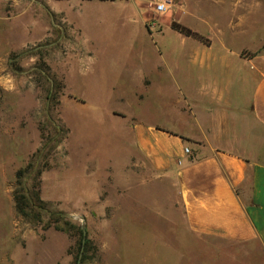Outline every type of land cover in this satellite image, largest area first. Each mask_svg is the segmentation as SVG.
I'll list each match as a JSON object with an SVG mask.
<instances>
[{
	"label": "rangeland",
	"instance_id": "obj_1",
	"mask_svg": "<svg viewBox=\"0 0 264 264\" xmlns=\"http://www.w3.org/2000/svg\"><path fill=\"white\" fill-rule=\"evenodd\" d=\"M158 1L144 0L126 20L100 0H0V264H75L76 257L80 264H228L211 257L225 245L188 234L175 191L134 144L140 121L185 125L173 113L183 108L176 84L186 90L190 75L172 56L183 52L170 50L168 67L155 69V47L143 33L165 28L157 43H181L164 26L170 6L153 11ZM261 4L256 10L264 12ZM192 5L211 14L209 4ZM182 22L203 28L199 16ZM93 43L101 49L83 68V48ZM51 88L58 104L49 116L68 134L49 156L39 195L69 218L70 234L18 219L11 195L16 172L40 148Z\"/></svg>",
	"mask_w": 264,
	"mask_h": 264
},
{
	"label": "crops",
	"instance_id": "obj_2",
	"mask_svg": "<svg viewBox=\"0 0 264 264\" xmlns=\"http://www.w3.org/2000/svg\"><path fill=\"white\" fill-rule=\"evenodd\" d=\"M143 1L100 2L128 20L143 9ZM172 2L164 26L181 43H157L165 28L151 32L144 27L143 33L153 41L155 69L168 67L170 50L183 52L172 56L175 65L186 64L190 75L186 90L176 84L183 108L173 113L186 126L135 123L136 150L149 171L175 191L188 234L225 245L211 257H224L228 264H264V12L256 10L264 0ZM193 2L209 4L211 14L200 16ZM189 15L201 17L203 28L183 26ZM172 22L204 41L172 30ZM100 49L94 43L83 48V68ZM149 85L145 78V88Z\"/></svg>",
	"mask_w": 264,
	"mask_h": 264
},
{
	"label": "trees",
	"instance_id": "obj_3",
	"mask_svg": "<svg viewBox=\"0 0 264 264\" xmlns=\"http://www.w3.org/2000/svg\"><path fill=\"white\" fill-rule=\"evenodd\" d=\"M170 28L185 37H191L200 42L204 41L198 34L175 22L170 24ZM59 87L61 90L65 89L63 85H59ZM53 92L51 88L45 96L46 123L44 125L41 124L39 127L40 148L31 156L27 165L16 172L11 195L18 219L28 223L34 229L53 228L54 230L70 234L72 229L70 230L69 218L63 212L52 210L48 203L40 199L39 195L40 177L48 169L49 156L53 151L58 150L68 134V131L59 122L53 121L49 116L50 110L54 109L53 107L58 104ZM73 230L75 235L80 238V242L81 231L77 228H73ZM77 260L78 257H76L75 264H77Z\"/></svg>",
	"mask_w": 264,
	"mask_h": 264
},
{
	"label": "built area",
	"instance_id": "obj_4",
	"mask_svg": "<svg viewBox=\"0 0 264 264\" xmlns=\"http://www.w3.org/2000/svg\"><path fill=\"white\" fill-rule=\"evenodd\" d=\"M169 4L168 0H159L158 2L154 3L153 11L157 14L163 15L167 12V6ZM185 153H188V149L184 150Z\"/></svg>",
	"mask_w": 264,
	"mask_h": 264
},
{
	"label": "water",
	"instance_id": "obj_5",
	"mask_svg": "<svg viewBox=\"0 0 264 264\" xmlns=\"http://www.w3.org/2000/svg\"><path fill=\"white\" fill-rule=\"evenodd\" d=\"M85 236H86V232L83 231V240H82V243H84V241H85ZM77 264H80V257H79V260H78V263Z\"/></svg>",
	"mask_w": 264,
	"mask_h": 264
}]
</instances>
